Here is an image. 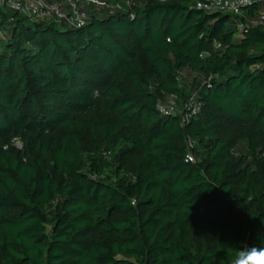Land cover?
<instances>
[{
    "label": "trees",
    "instance_id": "16d2710c",
    "mask_svg": "<svg viewBox=\"0 0 264 264\" xmlns=\"http://www.w3.org/2000/svg\"><path fill=\"white\" fill-rule=\"evenodd\" d=\"M106 1L82 27L0 3V264H234L264 247V4Z\"/></svg>",
    "mask_w": 264,
    "mask_h": 264
},
{
    "label": "built area",
    "instance_id": "2783aa9c",
    "mask_svg": "<svg viewBox=\"0 0 264 264\" xmlns=\"http://www.w3.org/2000/svg\"><path fill=\"white\" fill-rule=\"evenodd\" d=\"M1 4L8 8L29 16L32 20H52L54 22L66 23L72 27H82L89 20L90 14L86 6L95 10L105 8L110 12L122 9L120 3H109L106 0H0ZM254 3L264 4V0H194L195 8L207 12H222L231 14L233 17H243L247 14L248 8ZM133 17V15H132ZM256 24L252 26H264V8L254 16ZM240 29L244 25L239 24ZM211 77L204 81L209 82ZM160 111L165 115H179L182 126H185L200 111V104L196 101L195 95L180 106L177 96L171 95L165 101L158 104ZM190 146L194 145L189 140ZM188 159L194 161L195 157L189 154Z\"/></svg>",
    "mask_w": 264,
    "mask_h": 264
},
{
    "label": "rangeland",
    "instance_id": "374dc122",
    "mask_svg": "<svg viewBox=\"0 0 264 264\" xmlns=\"http://www.w3.org/2000/svg\"><path fill=\"white\" fill-rule=\"evenodd\" d=\"M120 1L123 2L126 5V7H129L131 4L140 3L143 0H120ZM92 10L93 9H91V11ZM247 22L249 25H255L257 21H256L255 17H253V18L250 17L247 20ZM180 77L182 79V87L187 86L189 88L191 86L194 75L190 71H184L183 73H181ZM18 145H20V142H18ZM244 153H248L247 143L242 141V142H240V146L235 151L232 152V156L234 158H239ZM54 209H55V205L53 204L52 206L47 207L46 211L50 212L49 214H51V212H53Z\"/></svg>",
    "mask_w": 264,
    "mask_h": 264
},
{
    "label": "clouds",
    "instance_id": "9594fccd",
    "mask_svg": "<svg viewBox=\"0 0 264 264\" xmlns=\"http://www.w3.org/2000/svg\"><path fill=\"white\" fill-rule=\"evenodd\" d=\"M234 264H264V247L242 245Z\"/></svg>",
    "mask_w": 264,
    "mask_h": 264
}]
</instances>
